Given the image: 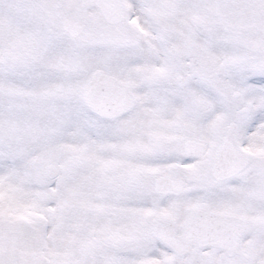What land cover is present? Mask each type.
Returning <instances> with one entry per match:
<instances>
[{
    "label": "snow or ice",
    "instance_id": "snow-or-ice-1",
    "mask_svg": "<svg viewBox=\"0 0 264 264\" xmlns=\"http://www.w3.org/2000/svg\"><path fill=\"white\" fill-rule=\"evenodd\" d=\"M0 264H264V0H0Z\"/></svg>",
    "mask_w": 264,
    "mask_h": 264
}]
</instances>
